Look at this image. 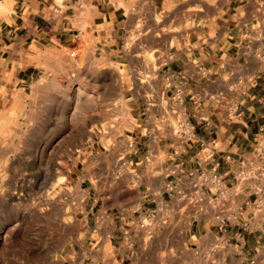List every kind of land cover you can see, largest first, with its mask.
<instances>
[{
    "label": "crops",
    "instance_id": "1",
    "mask_svg": "<svg viewBox=\"0 0 264 264\" xmlns=\"http://www.w3.org/2000/svg\"><path fill=\"white\" fill-rule=\"evenodd\" d=\"M135 1L157 7L160 0H1L0 53L20 54L31 45L50 53L86 47L121 66L124 38L139 15ZM167 55L157 73L163 88L129 105L135 123L132 136L121 141L124 156L109 170H92L87 187L73 189L83 197L77 229L53 264H264V219L254 220L250 232L223 226L216 206L221 200L227 211H243L242 220L254 213L245 206L254 196L233 175L242 157L264 145V23L247 22ZM25 56L8 58L16 63ZM39 68L20 69L17 84L27 88ZM176 108L196 128L183 147L171 127ZM201 170L209 179L223 177L218 198L201 186ZM193 197L203 199L198 206L204 213L192 212ZM148 212L156 221L149 231L139 230Z\"/></svg>",
    "mask_w": 264,
    "mask_h": 264
},
{
    "label": "rangeland",
    "instance_id": "2",
    "mask_svg": "<svg viewBox=\"0 0 264 264\" xmlns=\"http://www.w3.org/2000/svg\"><path fill=\"white\" fill-rule=\"evenodd\" d=\"M134 6L139 15L124 38L121 66L86 47L50 53L31 45L20 54L0 53V264L57 261L77 229L76 205L83 197L73 189L87 187L92 170H109L124 156L121 141L132 136L135 123L129 105L163 88L157 73L169 49L212 42L247 22L264 23V0ZM21 53L26 56L13 63ZM30 65L40 70L25 88L16 77Z\"/></svg>",
    "mask_w": 264,
    "mask_h": 264
},
{
    "label": "built area",
    "instance_id": "3",
    "mask_svg": "<svg viewBox=\"0 0 264 264\" xmlns=\"http://www.w3.org/2000/svg\"><path fill=\"white\" fill-rule=\"evenodd\" d=\"M1 1V0H0ZM183 91L179 89L177 91V103H180ZM174 119L171 124L172 132L174 137L180 142L183 147L188 143H191L195 137L196 128L192 123L186 112L175 109ZM227 160H231L228 156ZM200 173V183L201 186L207 187L210 193L215 194V197H219L223 192V177L218 174H213L209 179L204 170L199 171ZM207 176V177H206ZM236 184L249 189L251 196H254V200H249L246 202V208H251L254 213L250 217V220H242L239 218L243 211L236 213H231L227 211L224 202L217 200L216 206L221 211L217 215V221L223 226L238 225L242 227L245 231H252L254 229V220L260 221L264 219V145L258 143L254 149L251 151L249 156L242 157L239 162L238 169L233 175ZM198 185H196L197 188ZM210 187V188H209ZM171 191H174L173 187H170ZM181 195V193H177ZM203 201V199H198L193 197L189 205L192 208V212L196 215L202 214L206 211L204 207H199L198 205ZM156 215L154 212L145 213L144 216L138 222V229L149 231V228L155 223ZM260 218V219H259Z\"/></svg>",
    "mask_w": 264,
    "mask_h": 264
},
{
    "label": "bare ground",
    "instance_id": "4",
    "mask_svg": "<svg viewBox=\"0 0 264 264\" xmlns=\"http://www.w3.org/2000/svg\"><path fill=\"white\" fill-rule=\"evenodd\" d=\"M56 184V183H55Z\"/></svg>",
    "mask_w": 264,
    "mask_h": 264
}]
</instances>
